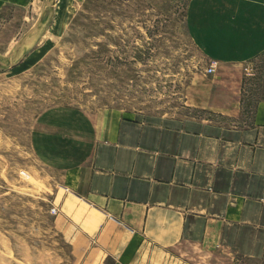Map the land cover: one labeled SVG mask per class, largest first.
I'll use <instances>...</instances> for the list:
<instances>
[{
  "label": "crops",
  "instance_id": "crops-1",
  "mask_svg": "<svg viewBox=\"0 0 264 264\" xmlns=\"http://www.w3.org/2000/svg\"><path fill=\"white\" fill-rule=\"evenodd\" d=\"M54 8V0H0V26L14 9L25 10L26 28L0 70L38 61L54 36ZM186 24L216 72L196 76L179 112L94 117L91 151L56 186L55 229L75 264L264 256V100L248 111L244 77L229 73L264 53V0H190Z\"/></svg>",
  "mask_w": 264,
  "mask_h": 264
},
{
  "label": "rangeland",
  "instance_id": "rangeland-1",
  "mask_svg": "<svg viewBox=\"0 0 264 264\" xmlns=\"http://www.w3.org/2000/svg\"><path fill=\"white\" fill-rule=\"evenodd\" d=\"M189 2L54 0V36L38 61L0 70V264L76 263L55 229L56 186L91 151L94 117L185 106L188 86L210 65L188 33ZM24 13L12 9L0 26V56L24 35ZM235 72L251 111L264 100V53ZM229 264H264V256Z\"/></svg>",
  "mask_w": 264,
  "mask_h": 264
},
{
  "label": "built area",
  "instance_id": "built-area-1",
  "mask_svg": "<svg viewBox=\"0 0 264 264\" xmlns=\"http://www.w3.org/2000/svg\"><path fill=\"white\" fill-rule=\"evenodd\" d=\"M217 65L218 63L216 61H212L211 64L209 65L208 69L206 70V72L208 74H214L216 72L217 69ZM56 209H53L52 212L56 213Z\"/></svg>",
  "mask_w": 264,
  "mask_h": 264
},
{
  "label": "bare ground",
  "instance_id": "bare-ground-1",
  "mask_svg": "<svg viewBox=\"0 0 264 264\" xmlns=\"http://www.w3.org/2000/svg\"><path fill=\"white\" fill-rule=\"evenodd\" d=\"M55 11H56V13H55V19H57L58 18V6L57 5H55ZM62 13V12H61ZM61 16V15H60ZM59 21V20H58Z\"/></svg>",
  "mask_w": 264,
  "mask_h": 264
},
{
  "label": "water",
  "instance_id": "water-1",
  "mask_svg": "<svg viewBox=\"0 0 264 264\" xmlns=\"http://www.w3.org/2000/svg\"><path fill=\"white\" fill-rule=\"evenodd\" d=\"M0 64H2V62L0 61Z\"/></svg>",
  "mask_w": 264,
  "mask_h": 264
}]
</instances>
